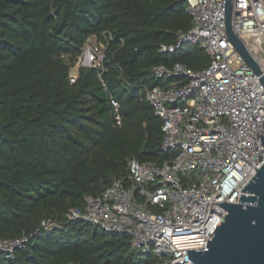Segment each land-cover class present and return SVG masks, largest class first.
I'll list each match as a JSON object with an SVG mask.
<instances>
[{
    "label": "trees",
    "instance_id": "16d2710c",
    "mask_svg": "<svg viewBox=\"0 0 264 264\" xmlns=\"http://www.w3.org/2000/svg\"><path fill=\"white\" fill-rule=\"evenodd\" d=\"M190 24L179 0H0V239L31 236L0 264L157 262L129 237L66 214L125 179L130 158H172L142 90L165 85L156 66L208 64L195 44L160 52ZM91 39L105 45L101 69L81 67L71 83ZM44 220L61 226L33 235Z\"/></svg>",
    "mask_w": 264,
    "mask_h": 264
},
{
    "label": "built area",
    "instance_id": "2783aa9c",
    "mask_svg": "<svg viewBox=\"0 0 264 264\" xmlns=\"http://www.w3.org/2000/svg\"><path fill=\"white\" fill-rule=\"evenodd\" d=\"M179 1L187 6L190 28L177 34L175 47L161 46L160 52L191 43L209 62L200 70L180 63L156 66L153 72L165 85L142 90L162 121L161 149L172 158L162 163L130 158L125 179L114 178L101 194L86 196L82 208L66 214L69 221L129 237L136 251L157 257L155 264H195L187 250L206 249L227 212L216 203L239 204L241 190L264 163V0ZM228 1L232 31L259 74L229 40ZM104 50V44L89 40L70 82L81 67L101 69ZM110 102L120 125L119 105ZM60 226L44 220L33 235ZM30 237L0 239V255L12 259Z\"/></svg>",
    "mask_w": 264,
    "mask_h": 264
},
{
    "label": "water",
    "instance_id": "95a60500",
    "mask_svg": "<svg viewBox=\"0 0 264 264\" xmlns=\"http://www.w3.org/2000/svg\"><path fill=\"white\" fill-rule=\"evenodd\" d=\"M231 5L227 2L229 40L256 74L260 70L233 33ZM264 85V79L261 80ZM241 190L239 204L216 203L227 210L222 224L207 241L206 249L187 250L195 264H264V163ZM249 193L250 195H246Z\"/></svg>",
    "mask_w": 264,
    "mask_h": 264
},
{
    "label": "rangeland",
    "instance_id": "374dc122",
    "mask_svg": "<svg viewBox=\"0 0 264 264\" xmlns=\"http://www.w3.org/2000/svg\"><path fill=\"white\" fill-rule=\"evenodd\" d=\"M92 42H93V40H92ZM162 83H165V81H164V82H162Z\"/></svg>",
    "mask_w": 264,
    "mask_h": 264
}]
</instances>
